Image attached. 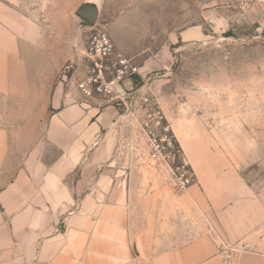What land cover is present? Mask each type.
Masks as SVG:
<instances>
[{"label":"crops","instance_id":"0c3cea01","mask_svg":"<svg viewBox=\"0 0 264 264\" xmlns=\"http://www.w3.org/2000/svg\"><path fill=\"white\" fill-rule=\"evenodd\" d=\"M246 12L264 31V0ZM52 25L0 9V264H264V247L206 225L184 240L189 224L158 214L175 208L172 185L124 178L119 109L61 76L73 61L83 77L91 27ZM179 195L186 213L205 208L195 184Z\"/></svg>","mask_w":264,"mask_h":264},{"label":"rangeland","instance_id":"374dc122","mask_svg":"<svg viewBox=\"0 0 264 264\" xmlns=\"http://www.w3.org/2000/svg\"><path fill=\"white\" fill-rule=\"evenodd\" d=\"M81 1L0 0V9L23 8L40 27H92L75 15ZM253 1L103 0L98 23L140 67L141 74L122 85L126 100L135 104L148 87L173 127L205 208L182 209L179 194L189 187L177 189L173 173L152 167L139 120L114 105L123 119L118 150L130 167L124 178L172 185L175 208L158 214L188 223L184 240L206 225L225 242L264 247V31L246 12Z\"/></svg>","mask_w":264,"mask_h":264},{"label":"built area","instance_id":"2783aa9c","mask_svg":"<svg viewBox=\"0 0 264 264\" xmlns=\"http://www.w3.org/2000/svg\"><path fill=\"white\" fill-rule=\"evenodd\" d=\"M85 73L74 80L76 68L68 63L63 78L74 83L86 99L102 98L106 103L125 106L127 116L139 120L147 138V159L152 167L173 173L175 186L186 190L193 182L188 162L176 141L173 127L162 107L147 91L141 92L138 102L127 101L122 85L140 75V67L118 51L108 30L101 24L91 27L83 57Z\"/></svg>","mask_w":264,"mask_h":264},{"label":"water","instance_id":"95a60500","mask_svg":"<svg viewBox=\"0 0 264 264\" xmlns=\"http://www.w3.org/2000/svg\"><path fill=\"white\" fill-rule=\"evenodd\" d=\"M103 0H82L75 15L89 26L95 27L100 19Z\"/></svg>","mask_w":264,"mask_h":264}]
</instances>
